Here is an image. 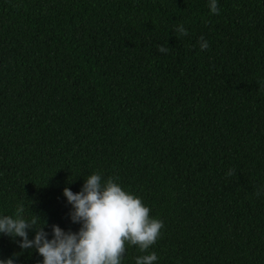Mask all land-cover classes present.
Returning <instances> with one entry per match:
<instances>
[{
    "label": "trees",
    "instance_id": "16d2710c",
    "mask_svg": "<svg viewBox=\"0 0 264 264\" xmlns=\"http://www.w3.org/2000/svg\"><path fill=\"white\" fill-rule=\"evenodd\" d=\"M208 3L0 0V216L75 232L98 172L163 222L154 264H264V0ZM19 239L0 260L41 264Z\"/></svg>",
    "mask_w": 264,
    "mask_h": 264
},
{
    "label": "clouds",
    "instance_id": "9594fccd",
    "mask_svg": "<svg viewBox=\"0 0 264 264\" xmlns=\"http://www.w3.org/2000/svg\"><path fill=\"white\" fill-rule=\"evenodd\" d=\"M208 7L211 14H219L217 0H209ZM175 30L181 36L188 34L183 25ZM199 46L206 51L209 43L201 37ZM159 51L164 53L168 49L159 46ZM117 180L118 177H108L102 182L97 172L84 180L79 192L63 189V196L71 205L69 218L80 225L75 232L53 224L49 239L44 230L47 222L34 213L30 219L25 218L21 203L14 215L0 216V233L13 240L19 237L21 250L35 249L42 257L41 264H121L126 244L147 253L136 257L135 264H154L158 257L148 250L156 243L163 222L150 218V209L139 197L123 190ZM29 231L35 233L32 239ZM0 264H15V260L10 257L0 260Z\"/></svg>",
    "mask_w": 264,
    "mask_h": 264
}]
</instances>
